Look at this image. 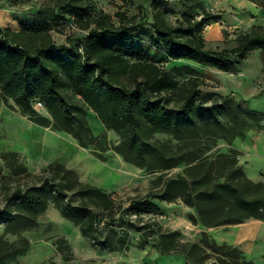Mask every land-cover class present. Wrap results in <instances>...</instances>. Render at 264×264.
I'll use <instances>...</instances> for the list:
<instances>
[{"label":"rangeland","instance_id":"1","mask_svg":"<svg viewBox=\"0 0 264 264\" xmlns=\"http://www.w3.org/2000/svg\"><path fill=\"white\" fill-rule=\"evenodd\" d=\"M0 1V13L12 10L19 26L28 29L37 22L38 9L53 4L48 0ZM90 1L92 13L101 10L114 16L119 7L127 15L136 14L142 24L128 35L147 51L149 59L163 65L179 81L191 76L200 78L203 82L199 87L205 93L201 99L209 93L222 98L217 96V109L211 113H196L173 127H154L139 156L131 139L106 127L97 110L83 103L78 94L70 95L68 100L73 111L84 114L90 127V136L82 133L86 144L61 128L63 117L53 116L52 110L59 111L57 99L42 106L20 105L12 98L4 100L0 91V210L4 211L0 215V264H188L182 253H160L158 227L177 233L180 245L187 244L189 261L190 243L198 244L191 249L194 263L222 264L220 258H225L224 264H235L233 257L224 255L226 249L219 247L228 245L240 250L251 264H264V210L239 223L206 226L186 198L167 202L151 194L158 191L159 185L152 183L160 173L165 179L179 173L189 181L194 178L197 186L203 187L215 179L222 181L221 173H233L237 167L253 183L264 182V65L260 48L226 71L188 60H171L150 45V0ZM257 1L202 0V8H189L182 0H167L166 6L173 11L169 14L171 22L185 12L196 18L202 9L219 13L216 21L203 26V36L206 47L221 49L233 47L237 35L253 25L264 31V10ZM59 9L55 7V11ZM68 22L61 21L51 29L56 45L66 43L72 32L84 34ZM4 24L0 20V25ZM211 97L207 96L203 105L209 106ZM17 164L26 172H18ZM48 165L69 169L78 181L106 192L123 207L131 198L149 196L158 211L138 217L132 212L128 220L118 221L117 230L125 231L128 240L125 246L114 249L80 233L75 220L83 212L76 210L68 217L53 202L37 213L33 224L18 202H8L7 195L18 185H35L37 180L25 173H39ZM141 227L148 229L145 245L141 243ZM64 253L69 255L65 257Z\"/></svg>","mask_w":264,"mask_h":264},{"label":"trees","instance_id":"2","mask_svg":"<svg viewBox=\"0 0 264 264\" xmlns=\"http://www.w3.org/2000/svg\"><path fill=\"white\" fill-rule=\"evenodd\" d=\"M182 2L189 8H202V0ZM48 3L47 7L38 9L32 29L21 24L18 30L0 25V91L4 100L12 98L23 105L38 101L49 104L57 99L59 111L52 110L53 116L63 117L65 123L61 121V128L86 144L84 136H90V127L84 114L73 111L68 100L70 95L78 94L83 103L97 110L106 127L122 138L131 139L139 156L154 127H173L190 120L196 113L204 115L217 109L219 95L206 93L212 96L211 104L203 105L207 96L201 99L205 93L199 87L203 82L200 78L191 76L179 81L132 41L128 31L142 24L136 14L127 15L119 7L114 16L101 10L92 13L90 0H48ZM166 3L167 0L149 2L152 29L149 42L165 58L188 60L226 71L260 48L264 65L261 26L253 25L250 30L239 33L233 47L212 49L205 45L203 26L216 21L220 14L202 9L198 18L185 12L171 22L169 14L173 11ZM257 3L264 10V0ZM56 6L60 7L58 11ZM61 21H69L68 24L83 30L84 34L72 32L66 37V43L56 45L50 31ZM15 168L20 173L26 172L19 164ZM25 175L37 183L16 186L7 200L18 202L33 224L37 213L53 202L65 216L70 217L76 210L83 212L75 220L80 233L108 248L127 244V233L117 230L118 221L128 220L132 212L138 217L159 208L149 196L131 198L123 207L122 202L117 203L106 192L78 181L69 169L60 165H48L39 173ZM219 177L223 180L215 179L200 187L194 178L189 181L176 173L165 179L160 173L152 183L159 185L158 191L149 192L167 202L176 197L186 198L196 210L200 223L206 226L239 223L264 210V182L253 183L237 167L233 173H221ZM3 214L2 209L0 215ZM147 231V227H141L142 245L147 243ZM204 244L213 248L208 241ZM157 247L161 254L182 253L188 264H197L191 249L198 244L190 243L189 261L187 244L180 245L175 231H162L158 227ZM219 247L226 249L224 255L233 257L235 264H251L236 247ZM58 250L63 253L60 245ZM220 260L226 263L225 258Z\"/></svg>","mask_w":264,"mask_h":264},{"label":"crops","instance_id":"3","mask_svg":"<svg viewBox=\"0 0 264 264\" xmlns=\"http://www.w3.org/2000/svg\"><path fill=\"white\" fill-rule=\"evenodd\" d=\"M11 11L12 10H4V12H1L0 13V20L5 23L3 26H9L10 28H12L14 30H18L20 28L19 23L17 22L16 19H14L12 17Z\"/></svg>","mask_w":264,"mask_h":264},{"label":"built area","instance_id":"4","mask_svg":"<svg viewBox=\"0 0 264 264\" xmlns=\"http://www.w3.org/2000/svg\"><path fill=\"white\" fill-rule=\"evenodd\" d=\"M0 6H1V1H0ZM36 105H37V106H42V103H41L40 101H38V102L36 103Z\"/></svg>","mask_w":264,"mask_h":264}]
</instances>
